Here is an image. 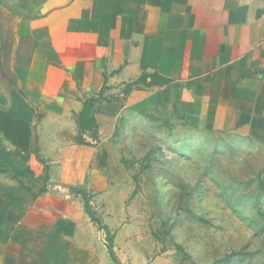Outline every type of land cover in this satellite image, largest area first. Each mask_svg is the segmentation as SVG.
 Segmentation results:
<instances>
[{
	"label": "crops",
	"instance_id": "0c3cea01",
	"mask_svg": "<svg viewBox=\"0 0 264 264\" xmlns=\"http://www.w3.org/2000/svg\"><path fill=\"white\" fill-rule=\"evenodd\" d=\"M54 12L16 24L38 46L0 89L2 147L29 152L34 176L48 178L32 197L0 172V264H87L91 218L68 186L110 196L108 144L129 111L264 144V0H55ZM153 74L166 82L148 84ZM91 97L95 133L77 121Z\"/></svg>",
	"mask_w": 264,
	"mask_h": 264
},
{
	"label": "rangeland",
	"instance_id": "374dc122",
	"mask_svg": "<svg viewBox=\"0 0 264 264\" xmlns=\"http://www.w3.org/2000/svg\"><path fill=\"white\" fill-rule=\"evenodd\" d=\"M54 1L0 0V12L43 25L61 15L45 16ZM163 113L129 111L109 142L112 192L89 193L87 264H264V144Z\"/></svg>",
	"mask_w": 264,
	"mask_h": 264
},
{
	"label": "trees",
	"instance_id": "16d2710c",
	"mask_svg": "<svg viewBox=\"0 0 264 264\" xmlns=\"http://www.w3.org/2000/svg\"><path fill=\"white\" fill-rule=\"evenodd\" d=\"M17 8L18 10L14 12L16 17L23 13L24 15L19 17L25 19L27 18L32 21L38 15L35 13L32 16H29L20 8V6H17ZM0 15H2V18L0 19V83L5 82L9 87H11L17 84V75L13 71L12 65L14 63L24 66L28 65L34 49L38 46V41H36L32 36H18L15 27L11 25L12 21H7V19H10V14L0 12ZM19 57L22 58V60H20ZM149 76V83L147 82V75L141 76L138 79V82H145L148 84L166 82L164 78L159 77L157 74ZM132 85L133 84H130L129 86L131 87ZM95 101L96 99L91 97L83 102L82 111L77 115L80 131H92L95 133L96 124L93 116L91 115L92 106ZM93 136L95 137V134H93ZM75 140L79 144H87L81 135L76 137ZM16 157L20 158L21 161L17 162L15 160ZM28 158L29 152L22 153L20 150L9 151L3 148L0 143V165H6V169L7 167H10L12 175L18 178L21 187L30 191L32 193V197H36L46 191L48 178L45 176V173L40 177L34 176V172L26 163ZM68 187L70 190L78 192L83 196L85 209L87 213L91 215L88 205L89 200L85 189L72 185Z\"/></svg>",
	"mask_w": 264,
	"mask_h": 264
}]
</instances>
